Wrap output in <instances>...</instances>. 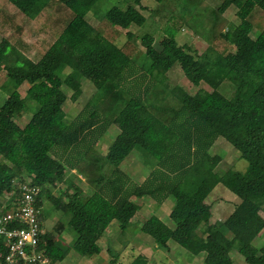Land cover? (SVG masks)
<instances>
[{"label":"trees","instance_id":"trees-1","mask_svg":"<svg viewBox=\"0 0 264 264\" xmlns=\"http://www.w3.org/2000/svg\"><path fill=\"white\" fill-rule=\"evenodd\" d=\"M8 1L0 8V217L28 184L39 189L43 228L46 203L58 213L39 240L51 263L73 249L99 256L115 222L118 241L130 243L134 222L157 249L177 243L203 264H235L234 250L245 264H264V245L254 244L264 229V0ZM183 27L218 57L180 45ZM177 64L195 91L169 81ZM85 82L94 90L67 119L65 103ZM220 137L247 160L245 170L218 169L212 146ZM133 151L150 165L141 182L122 166ZM220 184L240 198L223 220L206 201ZM146 198L169 201L173 225L155 213L133 221ZM66 228L75 232L70 244L59 240ZM106 250V264H123L119 251ZM7 252L0 237V264ZM126 264L149 258L136 253Z\"/></svg>","mask_w":264,"mask_h":264},{"label":"rangeland","instance_id":"rangeland-1","mask_svg":"<svg viewBox=\"0 0 264 264\" xmlns=\"http://www.w3.org/2000/svg\"><path fill=\"white\" fill-rule=\"evenodd\" d=\"M4 4L10 5L8 0H0V8H2ZM145 4L150 3L146 1ZM150 5L152 6L153 3H151ZM235 10L236 7H233L230 15L232 19H237L235 17ZM145 13L147 14L148 11H145ZM162 36L163 34L161 32H158L156 35L158 39H160ZM1 37L2 34L0 32V38ZM176 39L180 45L186 44L198 54L205 53L207 54L208 58L213 60L218 57V53L214 49L208 48V44L203 39L199 38V36H197L192 30L187 29L186 27H183L178 32ZM204 62L210 68V62L207 60H204ZM167 76L172 84L187 86V88L191 92L195 91L198 88L191 85L188 80L185 79V75L183 74L182 69L178 64L169 70ZM5 84V72L3 70H0V89H3ZM23 87L25 88L27 87V85L24 84ZM93 90V86L90 83L85 82L83 94L76 101H71L70 98L68 99L64 106L65 110L68 112L67 119H70L78 112L83 104L89 99ZM2 100L3 98L0 97V102ZM36 107L37 105H34L33 107L30 106L28 108H31L30 110H34V108L36 109ZM29 113H31L32 115L33 112H30L28 110L27 113L23 115L21 121H26L29 117ZM112 136L113 131L109 130L103 141V145L106 146L107 143L112 140L107 139H110ZM212 151L214 153L213 161L220 171L228 169L229 167H234L235 169L241 171L247 168V160L241 158L239 156L240 152H238L225 138L220 137L219 139H217V141L212 146ZM131 156L132 159L129 162L123 163V169L127 171L136 181L140 182V180L145 177V174L149 172L150 165L146 161V156L142 152L133 151L131 153ZM206 201L211 205V210L215 217L217 219L223 220L233 211L234 206L240 201V198L224 185L220 184L217 185V187L209 195ZM45 210H48L50 212V215L45 220L44 231L52 230V227L58 221V213L54 212L52 206L48 203H46L45 205ZM169 210L170 205L164 206V208H159L155 205L153 199L151 200L150 198L145 200L140 212H137L133 217V221H144L146 217L150 216L153 213H156L157 215L162 216L164 218L162 219L166 223L173 225L170 216L167 214ZM115 223H113L111 225V228L105 232V236L103 237L102 241H100L103 246V251L99 256L88 258L73 249L68 253L66 258L58 264H106L107 257H110V253L106 250L109 245H111L113 249L120 252L119 259L123 264L128 263L132 255L136 253H143L144 255H146L149 258V264H203L202 255L195 257L186 248L181 247L177 243H173L172 249L169 251L166 249H157L155 247L154 241L148 236V234L146 235L144 232L142 233L140 229H137L134 222L126 232H136V235L132 238L131 235L129 236L126 232H124L123 234L125 236V241H127L129 238H132V240L130 243L122 244L118 241L119 228ZM74 238L75 232L69 228H66L63 233H61L59 240L61 243L64 242L66 244H70L72 243ZM254 244L258 247L264 245V229L254 239ZM232 255L235 264H245L244 256L239 254L236 250L233 251Z\"/></svg>","mask_w":264,"mask_h":264},{"label":"built area","instance_id":"built-area-1","mask_svg":"<svg viewBox=\"0 0 264 264\" xmlns=\"http://www.w3.org/2000/svg\"><path fill=\"white\" fill-rule=\"evenodd\" d=\"M18 199L12 208L0 217V237L8 247L6 264H56L51 263L39 248L40 234L44 232L36 206L37 187L22 185Z\"/></svg>","mask_w":264,"mask_h":264},{"label":"crops","instance_id":"crops-1","mask_svg":"<svg viewBox=\"0 0 264 264\" xmlns=\"http://www.w3.org/2000/svg\"><path fill=\"white\" fill-rule=\"evenodd\" d=\"M146 1H147L148 3H150V4L153 3L152 6H151L150 4H146V5H149L150 7H154V4H156L154 0H143V3L145 4ZM27 38H28V37H27ZM28 39H29V38H28ZM24 84H26L27 87L29 86L28 82H26V83H24ZM24 84H23V85H24ZM23 85L20 87V91H21V93L24 95L25 92H26V88H27V87L24 88ZM30 115H31V113H29V117H30ZM29 117H28V119H29ZM28 119H27V120H28ZM140 162H141V161H140ZM142 165H143V164H142ZM143 175H144V172H143ZM146 176H147V174H145V177H146ZM145 177H144L143 179H145ZM143 179H142V180H143ZM142 180H140V182H141ZM147 199H150V198H146V199L141 200L142 206H143V203L145 202V200H147ZM151 200H152V199H151ZM168 205H170V210L168 211V212L170 213V211H171V204H170L169 201L164 202V203L161 204V205H158V207H159V208H164V206H168ZM145 207H146V206H145ZM145 207H144V208H145ZM168 212H167V214L169 215ZM155 214H156V213H155ZM156 215H157V214H156ZM157 216H159L161 219L163 218V217L160 216V215H157ZM163 219H164V218H163ZM163 219H162V220H163ZM163 221H164V220H163ZM164 222H165V221H164ZM142 233H143V232H142ZM142 233H141V234H142Z\"/></svg>","mask_w":264,"mask_h":264}]
</instances>
